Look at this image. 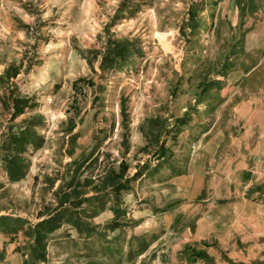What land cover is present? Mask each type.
Wrapping results in <instances>:
<instances>
[{"label":"rangeland","instance_id":"rangeland-1","mask_svg":"<svg viewBox=\"0 0 264 264\" xmlns=\"http://www.w3.org/2000/svg\"><path fill=\"white\" fill-rule=\"evenodd\" d=\"M25 127L43 141L13 178ZM122 162L121 210L92 201L32 264H264V0H0V264L31 260L69 181Z\"/></svg>","mask_w":264,"mask_h":264},{"label":"trees","instance_id":"trees-1","mask_svg":"<svg viewBox=\"0 0 264 264\" xmlns=\"http://www.w3.org/2000/svg\"><path fill=\"white\" fill-rule=\"evenodd\" d=\"M195 8L198 5L191 4L189 15L194 19ZM120 47V46H119ZM119 50V49H118ZM30 101L29 97H15L13 104V117L22 114L24 109L28 106ZM30 123V121L28 122ZM35 133V134H33ZM43 139H40L36 132L30 128H21L18 131H13L9 137V144L7 146L9 151L16 152L15 154H8L5 157L6 166L9 175L17 178L23 172L26 163L21 156L22 151L27 150L30 145H41ZM96 156H91L80 166L85 168L97 161ZM129 164L122 162L118 167L111 166L107 168L106 172L101 176L94 178L93 176L86 177L84 181H69L67 189L58 193L59 208L53 210L47 218L36 223L29 231V236L32 237L33 242L30 245L31 260L25 258V264H32L35 262H44L47 258V244L50 236L66 223L73 224L80 231L89 229V222L85 218L90 217L87 213L86 205L92 204V201H97L100 205V210H103L110 201L111 208L118 213L123 204L122 193L131 189L132 181L136 178L137 174L130 176L128 174ZM71 189V190H70ZM50 209V208H49ZM48 209V210H49ZM97 210V209H96ZM95 210V211H96ZM92 214L96 216L97 212ZM84 214V215H83ZM193 245H187L186 250L192 248ZM194 256H202L203 253L197 252L192 248Z\"/></svg>","mask_w":264,"mask_h":264}]
</instances>
